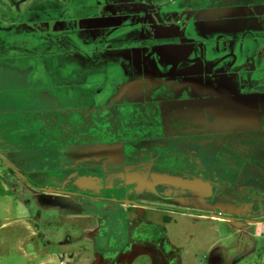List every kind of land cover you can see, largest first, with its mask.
<instances>
[{
	"label": "rangeland",
	"instance_id": "374dc122",
	"mask_svg": "<svg viewBox=\"0 0 264 264\" xmlns=\"http://www.w3.org/2000/svg\"><path fill=\"white\" fill-rule=\"evenodd\" d=\"M244 1L0 0L1 173L8 175L11 166L18 179L23 174L40 186L102 195L107 163L92 159L90 149L67 144H86L89 129L100 134L109 129L105 140L117 139L121 130L162 137L170 129L174 136L173 126L159 119L158 106L138 103L131 91L135 81L150 78L154 89L159 80H167L182 98L195 96L205 76L212 81L225 74L216 80L222 85L231 81L232 93L245 94L244 99L234 98V107L222 112L225 120L206 124L198 144L181 139L170 143L197 146L202 165L229 182L226 187L201 185L198 200L180 202H189L198 212H224L233 221L198 222L194 240L184 236L183 263L217 264L226 252L232 258L229 264H262L264 225L253 229L252 248L235 222L264 217V197L249 192L264 191V161H255L247 150L248 135L257 134L250 128L264 121V34L259 32L264 18L237 12L234 4ZM207 5L220 7L218 20L202 10ZM248 56L253 57L249 69L261 72L246 73ZM217 113L221 115L219 109ZM24 185L21 180L12 188L19 186L18 192L0 197V264H70L71 252V259L96 262L93 250L106 249L107 241L98 237V229L81 230L88 224V212L97 208L71 196L35 193ZM145 190L142 183L123 192L133 198ZM71 238L78 243L67 247ZM217 247L223 252L215 254L219 260L213 263ZM134 256L130 264L151 263L148 253Z\"/></svg>",
	"mask_w": 264,
	"mask_h": 264
},
{
	"label": "flooded vegetation",
	"instance_id": "af4514ba",
	"mask_svg": "<svg viewBox=\"0 0 264 264\" xmlns=\"http://www.w3.org/2000/svg\"><path fill=\"white\" fill-rule=\"evenodd\" d=\"M212 7L207 5L202 7V10H210L211 19L218 20L220 16L217 13H219L220 7ZM231 7L232 5H228L227 9ZM233 7L238 9L237 12L244 10L247 15L255 14V17L264 18V0L244 1L240 5L234 4ZM245 18L247 17L245 16ZM259 28L261 30L259 32L264 34V21L259 24ZM246 32L251 33V29H247ZM251 56L247 57L244 70L247 71L246 73L257 74L261 71L254 72L249 69L252 66L253 57ZM223 75L225 74L213 76L212 81H207L205 76L200 81V85L197 84L195 87V96H183L182 98H179V94L174 93L173 85L169 84L167 80H159L160 85L154 89L150 87L154 85L150 78L141 77L135 81L131 91L137 95L138 103L158 106L159 119L161 117L166 124L173 126L171 129L174 136H171L170 129H164L166 134L162 137L142 136L140 133H132L131 130L128 132L121 130L117 139L105 140L109 129L107 131L103 129L102 134L94 129H89L91 133L103 138L99 139L90 133V139L86 144L82 142L67 144L66 147L69 148L90 149L94 154L92 159L107 163V166L102 168L105 191L102 192V195L101 193L97 194L98 192L72 193L69 190L40 186L23 174L19 180L11 166L8 168L9 174L19 180L18 183L21 180L25 182L35 193L71 196L81 203L91 202L93 207L97 208V211H93L92 214V211H89V214L86 215L85 220L88 224L84 222L81 224L86 225L85 229L81 230L82 232L90 233L89 231L98 229V237L105 238L107 241L106 249L93 250L97 253V258L96 262L95 259L93 261L89 259L91 264H130L134 255L138 256L140 252L150 255V264H184L183 256L186 253L183 246L185 244L184 236L189 238V241L194 240L198 235V222L233 221L228 216L229 214L224 212H218V210H200L198 212V208L190 206L189 202H180L182 198L198 200V187L201 185L207 187L218 183L223 187L229 186V182L221 174L215 173L212 168L210 171L202 165L198 157L197 146H195L198 144V137L206 124L209 125L211 120H225V112L230 106L234 107L235 105L233 100L244 99L245 94L232 93L235 90V84L231 81L222 85L216 80L222 78ZM132 94L130 93V96ZM251 94L254 98H258L256 94ZM218 109L221 115L217 113ZM108 115L113 118V114ZM245 126L247 127L248 124ZM72 129L74 128H59L62 132ZM207 129L211 130L212 128L207 127ZM218 129L223 130V128ZM250 129L255 130L257 134H255V138L248 135L247 138L251 144L247 146V150L255 161L262 162L264 161V121L262 120L261 127ZM207 137H209L208 134ZM171 139H181L182 143L193 141L195 145L173 144L170 143ZM202 139H204V134L200 140ZM208 140L210 141V139ZM213 157L212 162L216 163L217 156ZM87 158L85 157V159ZM131 182L132 186H129ZM142 183L146 187V190L143 191L145 194L141 193L132 198L130 193L123 192V189L128 190L130 187L136 189ZM182 185H185V188H181ZM27 186L24 185L25 188ZM249 192L264 197V191L261 189H252ZM185 194H189V196L187 197ZM235 222L241 226L239 234L253 248L252 237L255 236L253 229L256 230L264 225V217L248 222L242 220ZM192 228L195 231L193 234L190 233ZM38 236H42V234ZM80 236L83 239V233H80ZM88 242L90 244L91 240L89 239ZM67 243L73 245L78 242L77 239L71 238ZM89 246L85 245V248H89ZM135 246H141V249L136 250ZM215 250L211 257L213 263L220 259L221 262L218 261L217 264H229L227 259L232 258L219 247ZM220 250L225 256H219V259H216L214 256Z\"/></svg>",
	"mask_w": 264,
	"mask_h": 264
},
{
	"label": "crops",
	"instance_id": "0c3cea01",
	"mask_svg": "<svg viewBox=\"0 0 264 264\" xmlns=\"http://www.w3.org/2000/svg\"><path fill=\"white\" fill-rule=\"evenodd\" d=\"M3 172L2 170L0 171V197L2 196H13L16 192H18L19 186L17 187L18 189H12L13 186H16L18 183V180H16V178L10 174H5V173H1ZM74 245H69L67 247H72ZM72 254L69 253L67 255V260L70 264L74 263V264H91L90 260L88 259H80L79 261H76V259H69L70 255ZM65 262V261H64ZM38 264H44V262H39ZM264 264V262L262 263Z\"/></svg>",
	"mask_w": 264,
	"mask_h": 264
},
{
	"label": "trees",
	"instance_id": "16d2710c",
	"mask_svg": "<svg viewBox=\"0 0 264 264\" xmlns=\"http://www.w3.org/2000/svg\"><path fill=\"white\" fill-rule=\"evenodd\" d=\"M11 172H13V171H11Z\"/></svg>",
	"mask_w": 264,
	"mask_h": 264
}]
</instances>
